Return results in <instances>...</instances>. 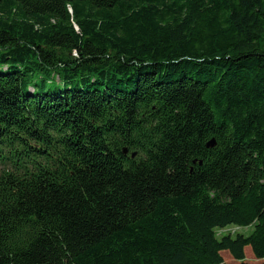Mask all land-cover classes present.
Instances as JSON below:
<instances>
[{
	"label": "trees",
	"instance_id": "1",
	"mask_svg": "<svg viewBox=\"0 0 264 264\" xmlns=\"http://www.w3.org/2000/svg\"><path fill=\"white\" fill-rule=\"evenodd\" d=\"M223 251L264 264V0H0V264Z\"/></svg>",
	"mask_w": 264,
	"mask_h": 264
},
{
	"label": "rangeland",
	"instance_id": "2",
	"mask_svg": "<svg viewBox=\"0 0 264 264\" xmlns=\"http://www.w3.org/2000/svg\"><path fill=\"white\" fill-rule=\"evenodd\" d=\"M253 228H254L253 226L238 227V226L231 225L226 228L218 229L217 233L219 237H222L223 235H227V234L235 236L238 233L249 235L252 232ZM245 254H246L245 261L247 262L260 263L262 261V260L257 259L254 256L252 248L250 246L246 247ZM222 256L226 264H240L241 263L240 261H237L236 259H234L233 256L228 251H223Z\"/></svg>",
	"mask_w": 264,
	"mask_h": 264
},
{
	"label": "water",
	"instance_id": "3",
	"mask_svg": "<svg viewBox=\"0 0 264 264\" xmlns=\"http://www.w3.org/2000/svg\"><path fill=\"white\" fill-rule=\"evenodd\" d=\"M215 144H216L215 139H212V140L208 143V147H214ZM123 152H124L125 154H127V153L129 152L128 148H124V149H123ZM136 154H137L136 152L132 153V157H135Z\"/></svg>",
	"mask_w": 264,
	"mask_h": 264
}]
</instances>
